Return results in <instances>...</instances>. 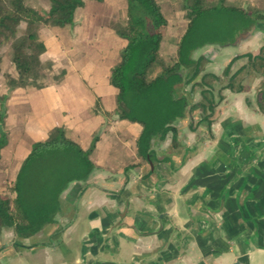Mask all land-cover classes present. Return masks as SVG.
Wrapping results in <instances>:
<instances>
[{"label": "crops", "instance_id": "obj_1", "mask_svg": "<svg viewBox=\"0 0 264 264\" xmlns=\"http://www.w3.org/2000/svg\"><path fill=\"white\" fill-rule=\"evenodd\" d=\"M237 1L264 12V0ZM123 4L86 1L74 26L42 27V61L65 76L43 89L17 88L9 95L1 195L32 144L46 140L53 128H66L84 150L94 133L101 135L90 156L97 170L64 191L55 224L22 240L25 248L2 250L0 264H264V116L244 103V95L229 93L227 111L213 125V140L194 150L196 133L187 128L186 115L175 124L177 140L192 150L181 162L175 157L173 167L158 163L148 175L153 168L141 162L136 148L142 128L117 118V90L109 84L126 41L106 21ZM180 38L168 43L176 56ZM263 45L264 26H259L236 46L220 49L233 58L257 53ZM97 102L100 111L95 112ZM197 112L192 109L191 117ZM171 144L172 133L153 142L160 160L171 153ZM161 225V232L145 235ZM58 228L59 245L47 244L43 238Z\"/></svg>", "mask_w": 264, "mask_h": 264}, {"label": "trees", "instance_id": "obj_2", "mask_svg": "<svg viewBox=\"0 0 264 264\" xmlns=\"http://www.w3.org/2000/svg\"><path fill=\"white\" fill-rule=\"evenodd\" d=\"M48 1L46 11L29 6L27 0H0V49L11 43V62L16 70V76L5 75L9 94L0 95V160L1 151L9 143L6 104L10 93L17 88L49 86L45 82V71L51 72L53 63L41 58L46 52L39 34L41 26H74L76 13L86 1L104 0ZM126 1V25L116 30L126 40V45L111 70L109 84L117 90V118L137 123L142 128L136 148L140 160L153 165L148 175L155 172L158 163L171 161V158L159 159L152 146L154 141H163L172 133V146L177 148L180 144L175 124L194 108L201 113L198 123L211 132L215 109L225 99L223 91L245 92L248 78L261 79L255 105L256 111L264 116V45L257 53L246 52L234 57L221 76L206 71L205 56H194L208 46H236L241 37L264 26L263 12L229 4L228 0H180L188 24L178 42L177 58L171 65L163 66L158 75L149 78L150 69L159 60L163 30L168 21L156 0ZM240 60L243 64L234 70ZM1 64L0 51V72ZM64 76L65 71L56 75V83ZM196 90L201 100L193 105L190 96ZM98 111L97 102L95 112ZM190 130L196 132V127L191 125ZM100 135L101 132L96 133L89 148L84 150L69 137L67 129L55 127L46 140L33 143L11 184L14 197L10 199L0 194V234L12 230L17 245L55 224L62 211L64 191L74 182H86L97 170L90 156ZM61 232L59 228L56 234Z\"/></svg>", "mask_w": 264, "mask_h": 264}, {"label": "rangeland", "instance_id": "obj_3", "mask_svg": "<svg viewBox=\"0 0 264 264\" xmlns=\"http://www.w3.org/2000/svg\"><path fill=\"white\" fill-rule=\"evenodd\" d=\"M156 1L160 5L162 13L168 21V25L163 30L164 41H163V43L161 42L160 52H159V55H160L159 60L150 69V71L148 73L149 78L155 77L156 75H158L161 72L163 66L171 65L176 60L177 56L173 53L172 48H168V43H172L171 42L172 38L175 39V38L181 37V34L186 30V27L188 24V20L186 19V13L182 8V2L180 0H156ZM228 2H229V4H232L235 6H241V7H246V8H248V7L256 8V7L251 6L250 4L244 3L243 1L241 2V1H237V0H228ZM100 3H102V2H100ZM27 4L29 6L35 8V9H43V10L49 9V1L48 0H27ZM127 7H128L127 1L124 0V4L122 6H120L117 9V11H115L114 16L110 17V19L106 21V24L108 25L110 30L112 32H114L119 38H121V37L117 34L116 30H118L119 28H124L126 25ZM261 12H263V11H261ZM42 27H44V26H41V28ZM21 28L22 29L24 28V24L22 25ZM41 28H40V30H41ZM39 34H40V31H39ZM121 39H123V38H121ZM123 40H125V39H123ZM10 45H11L10 42L6 43L0 49L1 54H2V64H1V72H0V95H8L9 94V91H7V92L2 91L4 86L7 87L5 75L9 74V73L10 74L16 73L15 67L11 62V47H10ZM231 51H232V49H230V52ZM202 55L205 56L206 59L208 60V64L206 65V71L215 73V74L220 75V76L222 75V72H223L224 68L227 66V64L234 58V57L233 58L230 57L226 51H224V50L222 51L220 49V47H216V46L206 47V48L198 51L197 53H195L194 56L197 58V57L202 56ZM238 55H240V54H238ZM119 60H120V55H119ZM44 62H48V61H44ZM242 64H243L242 60L238 61L236 63L234 70L236 68L240 67ZM61 71H62V69H60L58 71L52 70L51 72L45 71V74H46L45 82L48 85L56 84L55 76L60 74ZM260 84H261V79L248 78L245 81L246 91L243 93H238V94L244 95V103L249 108H252L256 113H258V112L256 111L255 100H256V95L258 93ZM179 88L181 90L182 87H179ZM186 90L187 91L190 90V86H188ZM229 93H231V92L227 91V90L223 91V95H224L225 99L223 101H221L215 109V114L213 116V118H215V120L211 126V132H209L207 130L205 125H203V124L200 125L198 123L201 119V117H200L201 113H200L198 108H197L198 112H197L196 118L191 117L192 109L188 111L187 115L190 118H189V121L187 123V128L190 130L191 125L193 127H196V132H194V133H196V142H195V145L192 146V148L194 150H196L198 144L203 143L205 139L213 140V131H212L213 125L216 124L217 122H219L221 120V118L224 116V112L227 111L226 109H224V103L227 100V95ZM231 94H234V93H231ZM190 98H191V102H192L191 104H193V105L200 102L201 95L199 93V90H196L190 96ZM95 135H96V133H94L92 135L90 144H91L92 139ZM178 142L180 145L177 148H174L172 146L173 149H172V151H170L171 153H168L165 155L166 158H171V161L165 162V164L167 166L173 167L175 157L179 160V162H181L182 160H184V158L187 157L188 151L192 150L191 147H188V148H186V146L183 147L182 143L179 140H178ZM90 144H89V146H90ZM89 146L87 147V149L89 148ZM179 150H181V152L177 153ZM189 155H191V154H189ZM158 156H159V159L163 157L162 154H160ZM141 162H143V161H141ZM144 164H146V163H144ZM139 165L140 164H138V166ZM146 165L151 167V165H149V164H146ZM2 195L5 197H8L10 199H12L11 196H14L12 193L11 187L6 191L5 194H2ZM124 211H125V216L122 219H125L126 213L128 210L126 209ZM47 228H51V226H49ZM58 230H59V228L55 232H53V233L49 234L48 236H46L45 238H43V240H45L47 242V244H50V245H59V239H60V235L62 233L57 235L56 232ZM15 240L16 239L14 237L12 230H4L0 234V252L2 250H5V249L7 250L9 248H16V249L25 248L22 243H20V244L18 243L17 245H15ZM172 240L173 241L174 240L179 241L180 239L175 237ZM33 245L34 244L31 243V244H29V247H31Z\"/></svg>", "mask_w": 264, "mask_h": 264}, {"label": "water", "instance_id": "obj_4", "mask_svg": "<svg viewBox=\"0 0 264 264\" xmlns=\"http://www.w3.org/2000/svg\"><path fill=\"white\" fill-rule=\"evenodd\" d=\"M151 167L153 168V165H151ZM224 202H225V195H223V197H222V199H221V209H222V207H223V205H224ZM162 230H163V226L161 225L160 228H159V230H158L157 232L147 233V234H145V235H151V234L153 235V234H157L158 232H161ZM233 264H242V263L236 261V262H234Z\"/></svg>", "mask_w": 264, "mask_h": 264}]
</instances>
